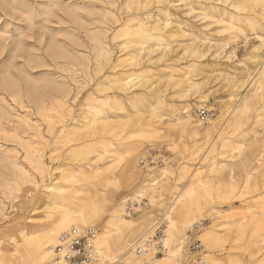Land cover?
Wrapping results in <instances>:
<instances>
[{
	"label": "rangeland",
	"instance_id": "374dc122",
	"mask_svg": "<svg viewBox=\"0 0 264 264\" xmlns=\"http://www.w3.org/2000/svg\"><path fill=\"white\" fill-rule=\"evenodd\" d=\"M71 1H84L85 5L92 9L91 12L82 11L87 27L101 25L106 28L104 41L110 49L111 58L103 59L96 68L87 31L78 28L76 31H79L80 43H72L65 35L57 34V31L77 25L72 26L70 21L55 23L53 21L57 18L53 19L54 16L50 18L52 23L43 20L44 6L34 0L30 1L34 7L35 23L31 27L34 37L28 39L25 34L27 38L24 35V41L39 47L37 53L42 54L43 48L35 39V34L42 29L47 38L50 33L55 32V38L61 41L66 38L62 42L68 47L87 52L85 54L88 55V70L85 73L86 70L81 69L76 58H69L70 64L67 63L61 70L46 56L44 59L49 62V66L30 70L33 75L46 72L47 77L50 74L57 81L62 80L67 84L70 94L62 103L59 98H51L54 104L53 107L48 106L46 119L37 113L30 114V117L38 120L41 125L40 136L31 133L26 135L30 142L29 147L36 151L37 158L42 160L45 169L43 177L32 169L25 158V148L14 145L18 161L33 177L35 196L49 195L52 202L46 208L37 206L34 202L35 196L25 195L21 190L13 201L12 209L9 208L6 217L0 219V247L5 248L12 238L18 237L19 233L12 228L14 223L21 222L25 227L24 233L33 235L35 230L30 226L38 219L49 220V216L54 214L60 204L69 206L74 211L85 208L97 216L92 225L96 230V237L103 232L115 235L122 231L123 235H128L130 228L124 225L127 224L126 221L120 220L124 222L122 224L117 220L119 228L116 231L111 224L114 217L99 202L101 193L109 190L114 192L112 184L116 180H126L125 169L128 166L131 170L134 169L131 174V186L117 197L116 202L124 209L117 215L125 218L127 222L132 221L133 225L143 222L142 229L132 242L144 236L149 226H152L146 235L148 236L152 233L156 221L165 227L168 224L165 212L174 203L178 189L188 185L189 180L182 177L183 167L188 166L193 173L201 171L200 178L210 181L213 186L221 184L224 191H228L232 182L236 185L235 190L227 199H215L210 206L201 205L197 222L205 223L196 232H191L188 227L183 229L182 248L178 255H165L164 251L162 254L153 253L152 262H147L140 256V259L135 258L133 262L121 258L111 263L193 264L196 258H200L209 264L205 260L211 255L222 259L224 264H264V216L260 215V212L264 211V66L259 69L261 60H264V47L257 38V35L264 37V5L254 7L253 11L241 12L240 19L234 20L240 27L229 28L228 15L218 22L202 17L203 5L208 8V12L219 15L223 14V8L227 9V13L233 10L232 5L237 0H226L220 4L215 0H169L168 3L164 1L163 6L169 10L171 19L164 33L156 38L158 45L155 49L144 53L139 49L140 37L132 32L138 27L141 16L154 12L159 4L157 0ZM208 1H211V4ZM1 9L0 6V30L12 36L29 30L24 22L26 20L23 21L24 17L18 13L11 17L12 20L10 19L7 26L6 10ZM103 11L108 12V15L103 17L100 14ZM247 14L252 17V25L243 17ZM161 23L162 21L159 24ZM191 42L198 46L199 50H207V57L187 55L182 58V47ZM220 44L230 45L237 50V59L225 61L220 57L215 58L214 49L218 47L219 51ZM80 45L83 46L80 48ZM253 53L258 56L256 60L250 57ZM257 68L263 73L262 86L249 95V86L247 89L244 86ZM131 74L137 78L126 85L125 89L119 88L122 79ZM228 75L237 77L241 82L244 81V84L232 87L230 79L226 78ZM96 99H103L104 102L98 104L101 109L100 120L94 122L89 103ZM114 100L118 101L117 104H114ZM244 100L248 105L246 108H243ZM187 105L192 117L191 125H200L196 120V110L202 106L212 112L210 119L215 122H221L230 110L234 115H229V122L223 123L219 132L216 128L212 130L208 141H205L202 126H198L201 129L194 139L190 137L188 129L174 124L184 119L183 107ZM220 122L216 126H219ZM212 138L213 147H210L206 159H200L202 150ZM99 140L106 145L99 144ZM196 144L203 148L193 155L195 160H191L190 151L197 147ZM152 147H160L166 152L165 164L160 167L141 168L137 165V160ZM247 178L249 184L245 187ZM142 189L146 190L141 198L144 206L136 207V211H125L126 198L137 196V192ZM43 210H46V213L39 217L38 214ZM216 211H230L234 215V223L228 229L218 230L217 236L210 238L208 233L212 228L221 227L219 223L222 217ZM214 217L217 219L214 220ZM173 218L181 228V219L177 218L176 214H173ZM241 222L248 233L245 237L237 233L236 227L242 224ZM251 239L252 244L246 247L247 241ZM23 240L25 241V238ZM197 240L201 244L199 249L192 245ZM103 248L106 253V247ZM95 264L110 262L104 263L102 260Z\"/></svg>",
	"mask_w": 264,
	"mask_h": 264
},
{
	"label": "bare ground",
	"instance_id": "6f19581e",
	"mask_svg": "<svg viewBox=\"0 0 264 264\" xmlns=\"http://www.w3.org/2000/svg\"><path fill=\"white\" fill-rule=\"evenodd\" d=\"M30 1L0 0V6L3 10H6L5 14L8 16L6 22L8 23L11 17L14 14L18 13L20 16L24 17L23 21L24 19L26 20L24 22H26L27 24L26 28L29 29L28 31L24 30L25 32H22L21 30V32H18L17 30L18 33L16 35L13 34L14 36L9 33L6 34L5 31L0 30V219L6 217L7 210L9 208L12 209L13 201L18 196L21 190H23L25 195H30V197L35 196V192L33 191V177L29 170L18 161L15 155L14 145H21L23 148H25V158L31 164L32 169L35 172H37L41 177H43L45 174V169L42 166V160L37 158L38 156L36 154V151H33L31 147H29L30 142L28 141L29 139L27 135L31 133L34 135L39 134L40 136L41 126L38 120H33L30 117V114L37 113L40 117L46 119V110L48 109V106L53 107L54 104L51 98H59V102L62 103L70 95L67 84L62 80L57 81V79L51 77L50 74H48L47 77L46 72H42L39 75H33L30 70L36 67L49 66V62L47 63V60L44 59V57L46 56V58L49 57V59L54 63V65H56V68L59 67L60 69L63 67L65 68V66H67V63L70 64V62L68 61L69 58H76L79 61L81 69L86 70V73L88 70V55H86L85 53L87 52H80L81 50L79 51L77 49L70 48L66 44H64V42H62L66 39L65 37H67L68 39H70V41H72V43H80L78 36L79 31H76L78 28L85 29L87 31V35H89V39L92 43L91 48L94 52V64H96V68L98 67L100 61H102L103 59L110 60L111 58L110 49L106 46L104 41V34L106 33V28L101 25L94 27H91L89 25L90 27H87L85 25L86 19H84L82 13L84 11L91 12L92 9L90 7H87L84 1L75 2L71 0V2H65L66 0H34V2H36L37 4H41L44 6V10L42 11L43 20H48L51 22L50 18L54 16L53 19L57 18L55 21H53L55 23H63L65 21H70L73 23L72 26H74V24L77 25L76 27L74 26L67 29H59L61 27L58 28L59 30L57 31V34L60 33L62 35H65V39L63 38L62 41L60 39L55 38V32H49L50 34L46 38V36L42 33L43 30H39L35 34V39L39 42V44H41L43 48V53H37V51L40 50L39 47H35L34 44H27L26 40L24 41L23 39L25 34L28 36V39L29 37H34V32L31 31V27L35 23L33 13L34 7L30 3ZM164 1H166L167 3L169 2V0H157L159 4L157 5L154 12H148L146 16H141L139 18L138 27L132 32L136 33L140 37L141 45L139 49L144 53L151 52L155 49V47L158 45L156 38L160 37L162 33H164V29L166 28L168 21L171 19V14L169 13V10L165 6H163ZM215 2L217 4H220L222 2H226V0H215ZM260 4L264 5V0H237L232 5L233 10L227 13V9L223 8V14L219 15H215L213 12H208V8H205L203 5L201 14L202 17H208L209 19L211 18V20L213 19L216 22L222 20L225 15H228L229 19L227 20V23L229 28H239L240 26L238 25V23H234V20L240 19L241 12L253 11L254 7ZM100 14L105 17L108 15V12L103 11ZM19 15L18 17L21 19L22 17H20ZM243 17H245L247 22L252 25L253 22L251 16L247 14ZM160 21H162L161 24H159ZM7 23L6 25L8 26L9 23ZM124 31L125 33H127L126 30ZM257 38L259 39L261 45H263L264 47V37L257 35ZM82 46L80 45V48ZM219 46V48L222 47L221 44ZM182 50V58L187 55L195 56L197 58H204L207 57L206 55L208 53L205 49L199 50L198 46L194 45L192 42L183 46ZM217 52L218 47L217 49H214L213 56L215 58L218 57ZM250 57L254 60L258 58L255 53L251 54ZM17 59H20L21 61L19 62L17 61ZM262 66H264V60H261L259 64V69ZM259 69L256 70L255 73L252 74V76L250 75L249 78L247 77L248 80L244 87H246L247 89V86H249V95L254 94L258 90V88L262 86L261 77L263 73ZM136 78L137 77L133 74L127 75L125 78L122 79L123 81L119 88L125 89V86L129 85ZM226 78L230 79L232 87H235L237 84L241 86L244 84V81L241 82V80H239L237 77L236 79L235 77H230L228 75L226 76ZM48 86H50V89H48ZM246 94L247 92L245 93V95ZM48 98H50L49 105ZM240 100H242V98H240ZM103 102V99H96L89 103L93 111L92 121L95 122L96 120H100L101 109L98 104ZM117 102V100H114V104H117ZM242 104H244L243 108H246L248 106L246 105V101ZM183 113L184 119L180 122H178V120L174 124L181 125L182 127L188 129L191 138H194L198 135L201 129L198 128V126H202L205 141H208L210 139L212 130H214L215 128L217 129L216 131L219 132V130L222 128L223 123L229 122L227 121L229 119V115L233 114L230 110L228 112V115H226V117L221 122L218 120L215 122L209 119L206 124L197 126L195 124L191 125L192 117L188 105L183 107ZM218 122H220V125L216 126ZM98 143L103 146L106 145L102 140H99ZM224 143L225 142L222 143L223 147ZM212 144L213 138L209 141L208 145H206L205 149L202 150V158L199 156L200 159H204L207 156V153L210 150ZM201 147H194L195 149L190 151L191 160H195L193 155L195 153L200 152V149L203 148ZM212 160H214V158ZM125 171L127 172L126 180L123 182L116 180L112 184V187L114 188L112 190H114V192L109 190L107 192L101 193L102 197L99 199V202L100 205L105 207V210L108 211L112 217H114V220H112L111 224L114 226L116 231L119 228L117 220L119 222L120 220L126 221L125 223L127 224H124V222L120 223L129 227L130 231H127L128 235H126L127 233L123 235L122 231L117 232L115 235L108 232H103L99 237H96L97 233L95 230L94 246L92 249L94 253L93 257L96 260L94 264L97 263V261L102 262V260L104 263L109 261L110 264H112L113 262L118 261L121 258H124V260H127L128 262H133V260L138 257V259H140V256L135 255L133 247L135 244L140 243L141 240L146 237V235L152 228V226H149L144 236H141L132 242L135 235L139 233V231L142 229L143 222L141 221L136 225H133L132 221L127 222L125 218L118 217L117 215L120 210H124L122 206H120L119 203L116 202L117 197L121 195V193L125 189L131 186V174L132 172H134V169L131 170L130 166H128L126 167ZM200 173L201 171L193 173V170H189L188 166L183 167L182 177H185V180L188 179L189 183L186 187L178 189L176 195L174 196V203L170 205L165 212V219L167 220L166 223H168L165 227V238L163 240L164 251H166L165 255H178L180 253L182 248V239L184 236V233H182L183 229L185 227H188L190 230L191 225L197 223V214L200 215L201 213V205L210 206L212 203L215 202V199H217V201L218 199H227L230 197V194L235 190L236 185L232 182L229 184L228 191H224V186L221 184H216V186H213L210 181L201 179ZM107 182L110 184L109 181ZM248 184L249 178L246 179L245 187H247ZM144 190L145 189L140 190L139 192H137V196L131 198L139 197L141 199L144 195ZM128 199L130 198L127 197L126 200ZM6 201L8 203H6ZM34 202L37 206L46 208L52 202V199L49 195L44 196L38 194L37 196H35ZM127 207L128 206L126 205L125 211ZM136 207L138 206L133 207V210L136 211ZM45 213L46 210H43L42 213L38 214V216L42 217ZM216 213L222 217V220L219 223L221 227L214 226L212 230L208 233V236L210 238L216 237L218 230L221 231L222 229H228L233 226L234 223V215L230 211L228 213H224L223 211H216ZM173 214H176V217L181 219V228L177 226V222L173 218ZM260 215H262V217L264 216L263 210L260 212ZM245 216L246 214L243 217ZM49 217V220L38 219L36 223L30 226L32 230H35L33 232V235L28 233L27 235L26 233H24L25 227L22 225L21 222L14 223L12 228H15L16 232L19 233V235L18 237L12 238L11 241L5 246V248L0 247V264H45L52 258L51 248L57 243L58 237L61 233L69 230L71 227H77L81 229L82 227H84V225L92 226L94 225V221L97 218V216H94L92 212L88 211L85 208L80 209L78 211H74L69 206L63 204H60L54 214L50 215ZM216 219L217 217H214V220ZM155 223H158V221H156ZM241 223L242 224L237 225L236 227L237 233L238 235L245 237L248 233H246L245 227H243L244 223ZM250 235L252 236L251 233ZM24 238L25 241L23 240ZM252 242L253 239L247 241V245L245 246L249 247ZM104 246L107 250L106 253L103 251ZM115 252L117 254H113ZM141 259H144L147 262H152L154 260L153 252L141 256ZM205 261H207L209 264H224L222 259L211 255H208Z\"/></svg>",
	"mask_w": 264,
	"mask_h": 264
},
{
	"label": "built area",
	"instance_id": "2783aa9c",
	"mask_svg": "<svg viewBox=\"0 0 264 264\" xmlns=\"http://www.w3.org/2000/svg\"><path fill=\"white\" fill-rule=\"evenodd\" d=\"M218 57L225 61H234L237 59V50L230 45H224L217 52ZM212 117V112L207 107H200L196 110V120L200 125H204ZM166 152L160 147L150 148L146 154L137 160V165L147 169L151 167L163 166L166 162ZM126 200L127 211L133 210L135 206H144L139 197ZM138 201V202H137ZM203 222H197L191 225L190 231L196 232L204 225ZM165 238V226L158 222L155 223L150 235L135 244L133 249L137 256H143L148 253L162 254L164 252L163 240ZM95 239V229L92 226H85L81 229L71 227L69 230L61 233L57 243L51 248L52 258L45 264H94L93 246ZM194 248H201L197 240L192 243ZM193 264H207L200 258H196Z\"/></svg>",
	"mask_w": 264,
	"mask_h": 264
}]
</instances>
